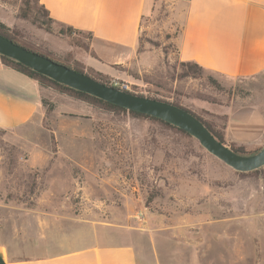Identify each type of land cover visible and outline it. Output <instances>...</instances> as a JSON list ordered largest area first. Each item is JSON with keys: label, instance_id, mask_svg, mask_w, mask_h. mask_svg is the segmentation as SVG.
<instances>
[{"label": "rangeland", "instance_id": "rangeland-1", "mask_svg": "<svg viewBox=\"0 0 264 264\" xmlns=\"http://www.w3.org/2000/svg\"><path fill=\"white\" fill-rule=\"evenodd\" d=\"M172 3L158 0L137 57L112 65L116 76L86 67L88 34L56 22L40 27L25 0H0V23L18 42L115 87L182 106L221 135L230 108L264 107V76L229 78L179 61ZM43 89L33 121L0 129V205L24 207L0 215L32 231L40 220L49 230H70L78 220L110 223L142 264H264V166L240 174L160 121Z\"/></svg>", "mask_w": 264, "mask_h": 264}, {"label": "crops", "instance_id": "crops-1", "mask_svg": "<svg viewBox=\"0 0 264 264\" xmlns=\"http://www.w3.org/2000/svg\"><path fill=\"white\" fill-rule=\"evenodd\" d=\"M38 1L54 22L91 37L83 62L108 76H116L112 65H127L137 57L140 34L158 3ZM172 4L173 18L180 25L175 37L179 61L194 62L229 78L264 76V0H174ZM44 91L34 79L0 59V129L10 131L33 121L42 111ZM222 136L227 144L246 151L261 148L264 107L247 102L230 108ZM1 208L24 211L21 205L3 204ZM40 211L45 212V207ZM74 224L70 230H49L47 222L40 220L37 231H32L30 223L18 225L13 218L0 215V264H142V254L131 242L113 234L110 223L78 220ZM31 247L45 252L30 254Z\"/></svg>", "mask_w": 264, "mask_h": 264}, {"label": "water", "instance_id": "water-1", "mask_svg": "<svg viewBox=\"0 0 264 264\" xmlns=\"http://www.w3.org/2000/svg\"><path fill=\"white\" fill-rule=\"evenodd\" d=\"M0 55L71 89L175 126L196 139L209 154L235 172L247 173L264 166V145L254 153L238 154L219 142L202 122L180 106L105 85L85 73L28 50L1 35Z\"/></svg>", "mask_w": 264, "mask_h": 264}, {"label": "trees", "instance_id": "trees-1", "mask_svg": "<svg viewBox=\"0 0 264 264\" xmlns=\"http://www.w3.org/2000/svg\"><path fill=\"white\" fill-rule=\"evenodd\" d=\"M35 3H36V5H37V9H35L34 7H32L30 1H28V0H25V4H24L25 7H26V10H27L29 13H32V12L35 13L34 16H33V21H34V23H36V24H38L40 27H42V26L47 25V23L54 22L52 19H50L49 15H48V12H47V11L44 9V7L39 3V1H38V0H35ZM33 10H34V11H33ZM28 12L24 11V17L26 16V14H28ZM41 15L44 16V17L46 18V21H42V20L40 19V16H41ZM7 31H8V29H7L3 24L0 23V35H1V36L10 39V40L13 41L14 43H16V44H18V45H21V46H23L24 48H26V49H28V50H32V51L37 52V53H39V54H41V55L47 56V57L53 59L54 61H56V62H58V63L64 64V65H66V66H68V67H70V68H72V69H74V70H76V71H79V72L85 73V72H83L82 70H80V69H78V68H76V67L69 66L68 64L63 63V62H59V61L55 60L54 58H52L51 56H49V55H47V54H44V53L38 52V51H36V50H34V49H32V48H30V47H28V46H26V45L20 43V42H18L13 36H11L10 34H8ZM65 32H67V33L78 32V33H79V31H75V30H73V29L70 28V27H66V28H65ZM0 59H1V61H2L5 65H7V66H9V67H11V68L17 70L18 72H21L22 74H24V75H26V76H28V77H30V78H32V79H34V80L39 84L40 87L56 89V90H58V91L61 92V93H67V94H70L71 96H73V97H75V98H77V99H79V100H84V101L90 102V103H92V104H98V105H100V106H102L103 108L108 109V110L123 111V112H128V113L131 114L132 116H140V117H146V118L155 119V120L160 121V122H162V123H164V124H166V125H168V126H171V127H173V128L178 129L177 127L172 126V125H170V124H168V123H166V122H163V121H161V120H159V119H157V118H153V117H150V116H147V115H143V114H140V113H137V112H134V111H127V110H125V109H123V108H121V107H119V106L112 105V104H110V103L104 102V101H102V100H100V99H98V98H95V97L90 96V95H88V94H85V93H83V92H79V91H76V90H74V89H71V88H69V87H67V86H65V85L59 84V83H57V82H55V81L49 79L48 77L43 76V75H41V74H38V73L34 72L33 70H31L30 68H28V67H26V66H24V65H22V64H20V63H18V62H16V61L12 60V59H9V58H7V57H5V56H1V55H0ZM186 65H188V67H189V68H192V69H193V68L203 69L202 67L198 66V65H197L196 63H194V62H188V63H186ZM85 74H86V73H85ZM87 75H89L90 77L94 78L95 80H97V81H99V82H101V83H103V84H105V85H110L109 82H107L106 80H104L103 78H101V76H98V77H97V76H93V75H91V74H87ZM110 86H113V85H110ZM125 91H127V90H125ZM128 92H129V91H128ZM130 93H131V92H130ZM136 95H137V94H136ZM140 96H142V95H140ZM148 98H149V97H148ZM153 99H156V98H153ZM159 100H161V99H159ZM162 101H164V100H162ZM166 102H167V101H166ZM172 104H174V103H172ZM174 105H177V104H174ZM177 106H179V105H177ZM180 107H182V106H180ZM182 108H183V107H182ZM184 109L187 110L186 108H184ZM187 111H188L189 113L193 114V115H194V116H195L200 122H202V123L206 126V128L210 131V133H211V134H212V135H213V136H214L219 142H221L222 144H224L225 146H227L228 148H230L232 151H234V152H236V153H238V154L246 155V154L254 153V152H256V151H258V150L260 149V148H259V149H256V150H254V151H246V150L244 149V147H236V146H233V145H229V144H227V143L224 141L222 134L220 135V134L216 133L215 131H213V130L211 129L210 126H208V125H207V124H206V123H205V122H204L199 116L195 115V114L192 113L190 110H187ZM178 130L181 131V132H183V133H185L184 131H182V130H180V129H178ZM255 171H256V170L251 171V172H255ZM238 173H239V172H238ZM247 173H248V172H247ZM240 174H244V173H240Z\"/></svg>", "mask_w": 264, "mask_h": 264}]
</instances>
